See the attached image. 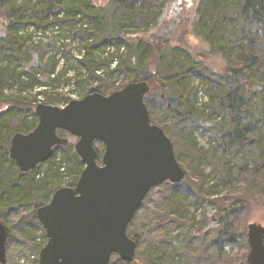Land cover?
Masks as SVG:
<instances>
[{
    "label": "trees",
    "instance_id": "1",
    "mask_svg": "<svg viewBox=\"0 0 264 264\" xmlns=\"http://www.w3.org/2000/svg\"><path fill=\"white\" fill-rule=\"evenodd\" d=\"M53 26L54 41L33 40ZM184 27L203 44L201 55L220 59L219 67L180 40ZM190 74L203 80V103ZM138 80L149 85L144 102L151 122L163 128L179 164L191 172L178 183L151 188L128 224L137 245L139 236L145 242L142 264H206L219 232L225 246L242 250L241 256L229 255V263L246 264L247 237L237 228L242 198L219 196L218 187L246 181L264 199V0H0V220L9 237L8 224L14 222L33 243L38 264L46 236L35 211L55 189L74 186L84 168L73 136L58 129L67 143L55 146L34 169L19 171L9 157L10 139L35 127V105H65L72 99L63 89L69 84L80 88V98ZM198 130L208 133L206 146L199 145ZM94 146L101 163L103 145ZM186 178L196 179L197 186L183 187ZM203 202L221 222L212 235L201 225L210 218L207 209L198 213ZM133 262L116 254L110 259Z\"/></svg>",
    "mask_w": 264,
    "mask_h": 264
},
{
    "label": "water",
    "instance_id": "2",
    "mask_svg": "<svg viewBox=\"0 0 264 264\" xmlns=\"http://www.w3.org/2000/svg\"><path fill=\"white\" fill-rule=\"evenodd\" d=\"M145 80L130 81L109 94L87 93L65 105L37 103V124L12 135L9 157L21 172L46 161L57 145L76 138L74 150L84 164L74 186H61L35 215L46 242L38 264H110L113 254L131 262L137 247L127 234L151 188L180 182L185 171L162 127L150 120ZM103 145L98 152L94 143ZM8 230L0 220V264H6ZM246 264H264V226L247 224Z\"/></svg>",
    "mask_w": 264,
    "mask_h": 264
},
{
    "label": "rangeland",
    "instance_id": "3",
    "mask_svg": "<svg viewBox=\"0 0 264 264\" xmlns=\"http://www.w3.org/2000/svg\"><path fill=\"white\" fill-rule=\"evenodd\" d=\"M102 1V0H99ZM184 6H183V5ZM181 5L183 7V14L187 9L186 2L182 1ZM30 31V29H28ZM179 31V30H178ZM177 31V33H178ZM58 34V27L53 26L52 28H49L44 33H38L33 36V40H44V41H54L56 39V36ZM180 40L185 43L189 47L191 51H193L196 54H203L205 51V48L201 41L195 37L190 31L187 32V27H184L179 32ZM57 42H60L59 40ZM77 47L78 44L75 42L72 47V54L75 56L77 54ZM203 56V57H202ZM203 58V62L208 63L210 65H213L214 67H219L222 62L220 59L216 56H204L201 55ZM121 77H119L120 79ZM189 79L191 80L190 86L193 87V90H196L197 94L196 97L198 98V104L203 103L206 101V96L203 93L204 86L201 83L203 80L202 78L197 74H190ZM119 81V80H118ZM65 90L69 91L70 94H72V98H79L80 95V88L78 86H75L73 84H69L68 86H63ZM62 106V105H59ZM193 122V121H192ZM191 124H187V126H191ZM187 127V128H188ZM200 130L195 132L197 141L200 146H206L209 135L208 133L200 134ZM72 144L76 141L75 137L71 138ZM60 150L56 151V154H60ZM235 160V158H233ZM182 167V166H181ZM185 173L190 174V169L185 168ZM182 167V168H183ZM62 177L65 178V180L70 179V175L62 173ZM41 175V173L37 174V176ZM185 179V178H184ZM224 180V179H223ZM198 181L194 179V181L190 178H186V180L182 181V186L185 188H195L197 186ZM219 196H225L228 193H231L229 196H235L236 198H242L241 205L243 206V211L240 214L239 222L237 223V228L239 230H244L246 235L247 230V224L250 222H256L259 224H262L264 226V199L255 192L252 188H249L246 185V181H243V183L238 180V182L233 181V183H224L220 184L218 187ZM154 197H157L154 196ZM204 206L201 208L198 213L204 212L206 209L208 210V205H206V202H203ZM226 205V204H224ZM21 213H29L28 209H22L20 210ZM18 213V212H17ZM18 215V214H17ZM16 215V216H17ZM206 219V222L202 223L201 225L204 227H209V230L211 231V235L213 232H219V227L221 226V222L218 220V216H216V213L209 212ZM202 218V217H199ZM205 220V219H204ZM219 221V222H218ZM39 223V222H38ZM40 224V223H39ZM8 228L10 229V237L8 236L7 242H6V257L7 262L6 264H33V258L36 255L35 248L32 246V242L25 240L21 235V227L17 226L14 222L8 224ZM6 226V225H5ZM41 226V225H40ZM42 227V226H41ZM7 228V226H6ZM221 231V230H220ZM40 233V232H39ZM37 234V239L41 238L40 234ZM148 236L153 238V233H148ZM247 237V236H246ZM139 242L136 248L135 256H134V262L135 264H142V260L139 258V255L141 252H143V245L145 242L143 241V237L141 238L139 236ZM225 238L222 235V232H219V238L212 237V241H210L211 246H213V250H207L210 254V259L206 264H238L236 260H232L231 263H229V255L235 254L241 256L242 250L237 249V246L235 248L227 247L224 245ZM249 247V246H248ZM201 250H203V246L201 247ZM233 255V256H235ZM207 258H209L207 256Z\"/></svg>",
    "mask_w": 264,
    "mask_h": 264
}]
</instances>
